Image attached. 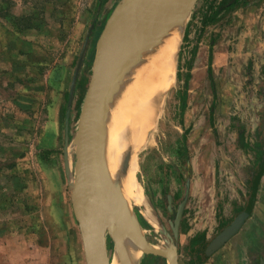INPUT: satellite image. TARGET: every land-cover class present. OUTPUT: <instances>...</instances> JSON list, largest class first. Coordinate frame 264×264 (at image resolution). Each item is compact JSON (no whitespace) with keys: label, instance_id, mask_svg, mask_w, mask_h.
Returning <instances> with one entry per match:
<instances>
[{"label":"rangeland","instance_id":"1","mask_svg":"<svg viewBox=\"0 0 264 264\" xmlns=\"http://www.w3.org/2000/svg\"><path fill=\"white\" fill-rule=\"evenodd\" d=\"M121 1L0 0V264H85L71 206L74 137L97 40ZM221 1L198 0L187 12L173 86L137 160L136 178L159 226L137 205L129 215L143 242L174 244L178 264H195L194 238L210 242L246 208L264 156V0H240L212 17ZM171 25L149 31L165 38ZM147 44L126 61L124 77L137 60L139 71ZM124 105L118 118L128 124ZM105 227L108 258L118 248ZM143 254L138 264H168ZM202 263L264 264V171L250 216Z\"/></svg>","mask_w":264,"mask_h":264},{"label":"water","instance_id":"2","mask_svg":"<svg viewBox=\"0 0 264 264\" xmlns=\"http://www.w3.org/2000/svg\"><path fill=\"white\" fill-rule=\"evenodd\" d=\"M197 1L122 0L110 14L97 40L92 74L80 113L75 189L71 197L85 264H108L104 247L106 227L101 211L107 210L109 205L104 198L108 188L101 142L110 88L128 50L133 43L139 41L144 31L169 24L182 12L191 10ZM260 177L261 174L256 176L252 183V193L246 208L209 242L204 250L205 256L218 251L239 232L252 211ZM182 212L183 207L180 206L174 222V236L177 234ZM112 238L117 244L116 237L113 235ZM146 252L164 256L168 264H178V252L174 244L167 246L164 251L146 244Z\"/></svg>","mask_w":264,"mask_h":264},{"label":"bare ground","instance_id":"3","mask_svg":"<svg viewBox=\"0 0 264 264\" xmlns=\"http://www.w3.org/2000/svg\"><path fill=\"white\" fill-rule=\"evenodd\" d=\"M187 12H182L170 22L173 25H171V31H168L170 33L166 32L168 34H165V38L163 35L162 38L157 37V35L160 37L163 32L144 31L139 41L133 43L128 50L121 63L120 72L110 88L101 142V154L108 188L104 198L109 208L102 210L101 214L102 217L105 215L108 220L105 219L104 224L108 226L111 236L114 235L118 241L117 244L115 243L118 250L115 248L107 258L108 264H138L141 256L146 252L148 243L143 242L142 232L136 224V219L129 215L130 205H137L141 208V214L148 224L151 225L152 217V224L154 223L155 228L159 226L158 220L156 221L154 214L146 204L136 178L137 160L140 151L148 147L154 139L164 98L173 86L174 55L177 52L182 29L188 19ZM169 24L153 30L159 31L166 26L168 28ZM151 40L153 42L148 43ZM145 44L150 45L151 48L146 53L144 50V55L138 63L139 71L136 70V74L134 73L137 60L132 68V75L127 73L124 77L122 67H125L129 58L136 56V48L138 49L140 45L144 47ZM121 104L126 106L128 124L118 118V109ZM78 142L77 138V145ZM74 189L75 182L72 194ZM120 202H123L122 205L125 206L121 207ZM159 245L157 247L161 248L158 249L163 251L167 247L163 242ZM148 246L151 247L149 244Z\"/></svg>","mask_w":264,"mask_h":264},{"label":"trees","instance_id":"4","mask_svg":"<svg viewBox=\"0 0 264 264\" xmlns=\"http://www.w3.org/2000/svg\"><path fill=\"white\" fill-rule=\"evenodd\" d=\"M238 1H240V0H222L212 17H214L215 15H217L218 12H220L224 9L234 6ZM207 74H208V78L211 82V86L213 88V93L215 94L214 83H213V79H212V75H211V61H210V59H209V66H208ZM187 77H189V75ZM181 104L183 107V105L185 104L184 98L181 100ZM258 163L260 164V166L253 171L252 179L256 178V176H258L259 174H262V172L264 171V156H262V157L260 156L258 158ZM241 211H242V209L239 211V213H241ZM208 244H209V241L206 240L203 235L199 236V238H194L193 243L191 245V249H190V251H191L190 256H191V258L194 259L195 264H201L203 262V260L206 258L205 254H204V250Z\"/></svg>","mask_w":264,"mask_h":264},{"label":"crops","instance_id":"5","mask_svg":"<svg viewBox=\"0 0 264 264\" xmlns=\"http://www.w3.org/2000/svg\"><path fill=\"white\" fill-rule=\"evenodd\" d=\"M79 124H80V121H79ZM79 124H78V129H79ZM78 129H77V133H78ZM77 133L74 137V140L77 139ZM76 148H77V151H78V145H77V142H76ZM77 158H78V154H77ZM201 264H205V263H201Z\"/></svg>","mask_w":264,"mask_h":264},{"label":"flooded vegetation","instance_id":"6","mask_svg":"<svg viewBox=\"0 0 264 264\" xmlns=\"http://www.w3.org/2000/svg\"><path fill=\"white\" fill-rule=\"evenodd\" d=\"M240 214V213H239Z\"/></svg>","mask_w":264,"mask_h":264}]
</instances>
